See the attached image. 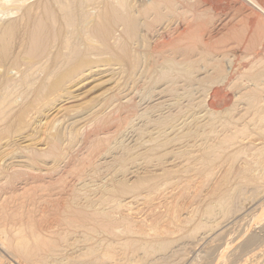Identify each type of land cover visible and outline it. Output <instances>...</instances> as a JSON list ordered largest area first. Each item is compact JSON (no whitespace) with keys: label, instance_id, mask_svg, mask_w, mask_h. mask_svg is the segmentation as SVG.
<instances>
[{"label":"rangeland","instance_id":"1","mask_svg":"<svg viewBox=\"0 0 264 264\" xmlns=\"http://www.w3.org/2000/svg\"><path fill=\"white\" fill-rule=\"evenodd\" d=\"M71 3L0 0V264H264V15Z\"/></svg>","mask_w":264,"mask_h":264},{"label":"bare ground","instance_id":"2","mask_svg":"<svg viewBox=\"0 0 264 264\" xmlns=\"http://www.w3.org/2000/svg\"><path fill=\"white\" fill-rule=\"evenodd\" d=\"M79 1V0H78ZM245 2H247L249 5H251L254 9H256L258 12H260L261 14H263L264 15V8L261 6V5H259L255 0H244ZM22 2V1H21ZM25 3V2H24ZM55 3H56V5L58 6V8L61 10L60 12H64V14H66V16H67V21H68V18L69 19H71V11L69 12V8L71 7V0H55ZM111 3V2H110ZM48 4V3H47ZM112 4V3H111ZM49 5V4H48ZM17 8V7H16ZM58 9V10H59ZM72 10V9H71ZM91 10V9H90ZM46 11V10H45ZM89 11V10H88ZM116 11V10H115ZM114 11V12H115ZM51 12V11H50ZM69 12V13H68ZM90 12V11H89ZM82 13V12H81ZM51 14H52V12H51ZM60 14V13H59ZM127 14V13H126ZM91 15V14H90ZM51 16V15H50ZM89 16V15H88ZM41 17V16H40ZM53 18H54V15L52 16ZM74 17V16H73ZM73 17H72V19H73ZM63 18V17H62ZM66 18V17H65ZM76 18V17H75ZM119 18V17H118ZM127 18V17H126ZM64 19V18H63ZM121 19V21L123 20L122 18H120ZM120 19H119V21H120ZM125 19V18H124ZM51 20H53V19H51ZM38 21V20H37ZM71 22L73 21V20H70ZM83 21V20H82ZM126 21V20H125ZM125 21H122V23H123V25H125V27H126V25L128 26V24H127V22L126 23H124ZM84 22V21H83ZM86 23V22H85ZM41 24V23H40ZM56 24V23H55ZM68 24V23H67ZM72 24V23H71ZM84 24V23H83ZM82 24V25H83ZM85 25V24H84ZM53 26V25H52ZM65 26V25H64ZM73 26V25H72ZM39 27H41V26H39ZM80 27V26H79ZM72 28V27H71ZM32 29V28H31ZM40 29V28H39ZM125 30V29H124ZM39 31V30H38ZM42 31V30H41ZM40 31V32H41ZM91 31V30H90ZM11 33V32H10ZM66 33V32H65ZM125 33V32H124ZM2 34V33H1ZM9 35L10 34H7V36H6V38H5V41H8V38H9ZM37 36H38V33H37ZM66 36V35H65ZM84 36V35H83ZM88 36H90V35H88ZM31 37V36H30ZM72 37V36H71ZM91 37V36H90ZM34 39V38H33ZM42 39V38H41ZM66 39V38H65ZM90 39V38H89ZM88 40V39H87ZM32 41H34V40H32ZM87 42V41H86ZM38 44V43H37ZM35 45H36V43H35ZM41 45V44H40ZM67 45H68V43H67ZM4 46V45H3ZM33 47H35V46H33ZM77 48V47H76ZM64 51V50H63ZM67 51V50H66ZM30 53V52H29ZM76 53V52H75ZM76 56V55H75ZM58 57V56H57ZM70 58V57H69ZM66 59V58H65ZM4 95V94H3ZM1 96V95H0ZM11 96V95H10ZM4 100V99H3ZM6 102V101H5ZM2 103H3V101H2ZM1 103V101H0V104H2ZM123 106V105H122ZM126 108V107H125ZM116 132V131H115ZM157 135V134H156ZM145 143V142H144ZM195 147V146H194ZM193 148V147H192ZM26 186H28V185H26ZM138 202V201H137ZM134 203V202H133ZM131 208V207H130ZM262 210V209H261ZM3 215V214H2ZM247 217V216H246ZM17 230V229H16ZM22 232V231H21ZM27 232V231H26ZM5 234V233H4ZM12 235H14V232H13V234ZM31 235V234H30ZM3 236V235H2ZM28 236V235H27ZM15 237V236H14ZM32 237V236H31ZM256 238V237H255ZM34 239V238H33ZM32 239V240H33ZM36 239H38V238H36ZM47 239V238H46ZM11 240V239H10ZM39 240H40V243L43 245V246H46L45 245V243L43 242H41V239H40V237H39ZM38 240V241H39ZM215 240V239H214ZM251 240L252 239H250V242H251ZM8 241H9V239H8ZM6 242V241H4L3 239H1L0 238V249L1 250H4L5 252H8V253H10V254H13V252L12 251H14L15 253H17L18 255H21V256H24L25 258H29L30 256H31V254H32V252L34 251V249H36V246H40V244L39 243H30V241H29V238L28 237H17V238H15V243H11L12 242V240H11V242ZM14 241V240H13ZM35 241V240H34ZM37 242V241H36ZM41 245V246H42ZM41 248H44V247H41ZM46 250H47V248H45ZM41 252H42V250H41ZM46 253V252H45ZM17 255V256H18ZM90 256V255H89ZM37 257V256H36ZM103 257V256H102ZM101 257V258H102ZM13 258V257H12ZM22 258V257H21ZM162 258V257H161ZM156 259V258H155ZM23 260V259H22ZM32 260V259H31ZM102 260H104V258L102 259ZM217 260V259H216ZM38 261V260H37ZM41 261V260H40ZM17 262V261H16ZM31 262V261H30ZM86 263V262H85ZM91 263V262H90ZM164 263V262H163ZM37 264V263H36ZM75 264H81V263H75ZM83 264H84V262H83ZM155 264V263H154Z\"/></svg>","mask_w":264,"mask_h":264}]
</instances>
